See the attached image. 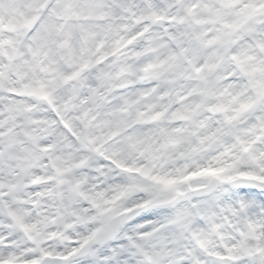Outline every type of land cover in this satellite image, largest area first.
<instances>
[{"label": "snow or ice", "instance_id": "1", "mask_svg": "<svg viewBox=\"0 0 264 264\" xmlns=\"http://www.w3.org/2000/svg\"><path fill=\"white\" fill-rule=\"evenodd\" d=\"M0 264H264V0H0Z\"/></svg>", "mask_w": 264, "mask_h": 264}]
</instances>
